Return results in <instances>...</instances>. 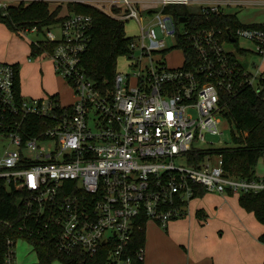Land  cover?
<instances>
[{"label":"built area","instance_id":"2783aa9c","mask_svg":"<svg viewBox=\"0 0 264 264\" xmlns=\"http://www.w3.org/2000/svg\"><path fill=\"white\" fill-rule=\"evenodd\" d=\"M69 1L134 20L139 31L122 56L130 70L116 71L112 89L101 90L81 64L91 16L68 15L55 24L56 36L46 28L43 42L54 45L38 56L49 58L56 75L73 89L71 104H62L58 93L22 96L15 88L14 63L0 61V110L10 117L8 124L0 119V134L14 147L0 155V178L25 192L24 215L37 233L50 237L57 250L83 259L107 244V264H132L144 259L143 246L130 247L140 222L166 228L185 214L195 185L219 194L264 190V177L228 175L221 155L214 153L218 148L201 147L208 135L222 133L226 97L245 86L259 89L264 79L259 67L243 69L237 48L228 49L225 42L244 37L264 58V26H199L187 19L176 22L163 10L182 4L209 15L264 0ZM158 33L174 43L167 47ZM171 49L182 53L178 67L165 63ZM31 116L42 125L33 134L22 122ZM16 242L7 239L3 264H15Z\"/></svg>","mask_w":264,"mask_h":264},{"label":"trees","instance_id":"16d2710c","mask_svg":"<svg viewBox=\"0 0 264 264\" xmlns=\"http://www.w3.org/2000/svg\"><path fill=\"white\" fill-rule=\"evenodd\" d=\"M65 5L67 13L61 15V4L50 8L45 0H32L28 3L21 1L5 6L0 4V22L15 33L32 27H36V30L41 32L49 26L62 22L72 13L89 14L92 18L89 28L90 40L82 54L81 64L86 75L95 82L96 86L101 90L112 89L117 71L115 68L117 58L128 51L130 36L125 34V21L116 19L87 3L68 1ZM163 10L170 13L176 22L180 17H185L189 23L199 26L217 25L236 28L244 25L234 13L205 15L194 7L182 4L167 5ZM44 42L40 41L38 45L31 42L30 56L36 57L43 50L52 49L53 43L48 42L45 46ZM241 52L244 51L237 47V53ZM14 67L15 88L20 92L18 64L14 63ZM259 86V89L245 86L226 97L227 103L223 114L235 124V130H232L233 145L215 149L214 153L221 155L226 174L233 177L249 180L256 178V164L264 154V79H260ZM0 119L4 123H10V117L3 115L1 110ZM22 122L24 129L31 134L42 129L38 118L34 116L26 117ZM201 157L202 154L193 156L194 159ZM206 192L202 186L195 185L192 198L202 196ZM24 195L25 192L8 187L0 178V264L4 263L7 239L27 241L36 253L38 264H52L54 260H60L64 264H107V244L100 246L97 253L87 259H83L78 254H66L57 250L53 240L42 233H37L34 223L28 222V218H25ZM238 203L244 210L252 212L264 225V190L240 192ZM140 223L143 227L134 230L130 241V247L135 249L144 246L145 242V222ZM259 240L264 242V233L259 236ZM132 264H143V261L133 259Z\"/></svg>","mask_w":264,"mask_h":264},{"label":"crops","instance_id":"0c3cea01","mask_svg":"<svg viewBox=\"0 0 264 264\" xmlns=\"http://www.w3.org/2000/svg\"><path fill=\"white\" fill-rule=\"evenodd\" d=\"M3 1L16 4L13 1ZM253 24L264 26L263 20L244 23ZM28 44L27 59L19 60L20 56L16 55V60L8 61L7 56L0 57V61L18 64L20 94L42 97L59 93L57 87H53L55 83L51 81L55 79L57 84L52 62L45 56L38 55L30 60L32 56L30 43ZM239 48L244 51L240 53L243 55L252 52L246 46ZM48 63L50 67L47 66ZM240 64L243 69L250 71L243 63ZM252 66L259 67L254 63ZM260 69L264 70L261 66ZM255 175L264 177L263 157L256 164ZM238 197V193L219 194L207 191L202 196L192 198L187 204L186 213L169 221L166 228L155 221H147L143 264H263L264 242L259 240V236L264 233V225L252 212L239 205ZM200 200L202 201L198 202ZM32 250L34 251L33 248ZM23 261L20 258L19 263L15 264H24Z\"/></svg>","mask_w":264,"mask_h":264},{"label":"rangeland","instance_id":"374dc122","mask_svg":"<svg viewBox=\"0 0 264 264\" xmlns=\"http://www.w3.org/2000/svg\"><path fill=\"white\" fill-rule=\"evenodd\" d=\"M32 0H26L25 3H28ZM49 3V6L51 8H54L56 5L61 4V10L60 14H66V5L65 3L69 0H45ZM13 3H18V1H13ZM225 11L227 13H234L239 21L241 23H249V22H261L263 20L264 22V4H253V5H244V6H228L225 7ZM144 23H146V20H144ZM183 24H180L182 26ZM264 25V24H263ZM50 28L51 35L56 36L59 32L58 26L53 25ZM125 34L127 36H134L138 34L139 31V25L134 20H128L125 21L124 25ZM47 29H43V31L38 32L30 31V29H21L20 33L11 32L3 23L0 22V57L7 56V60H16L15 56H20L19 60H22L24 58L27 59V48L29 46L28 43H31L32 41H36L38 44L40 41H43L46 37L45 34ZM158 37L164 39V43L167 47L172 45L174 43V39L171 37H163L161 34L158 33ZM42 43V42H41ZM225 45L228 49L234 50L236 47L239 46H246L252 52H249L245 55L235 52V55L239 59L241 63L245 67H247L250 72H255L257 68H255L253 65L257 67L261 66V68H264V59L262 56L256 54L254 52V45L253 43L245 39L244 37H240L237 39L235 43L233 42H225ZM37 57H30V60H34ZM47 58V57H46ZM153 59H157L158 56L152 55ZM49 59V58H48ZM164 60L167 66L169 67H178L181 65L182 62V53L181 51L177 49H171L167 51L164 54ZM47 61V60H46ZM127 59L125 57H118L116 61V70L117 71H128L129 66L127 65ZM50 67V63L48 65ZM55 85L53 87H57L58 94L61 100V103L71 104L74 101L73 97V89L67 85L64 78L61 76H57V84L55 79L51 80ZM219 130L222 131L221 134L217 135H208L206 138V142L201 144V147H211V148H219L224 146H232V130H235V124L232 120L229 118L223 116L221 117V122L219 124ZM5 148H14L6 135L0 134V155L3 153ZM262 159V157L260 158ZM182 159H178L176 162H181ZM210 198V195L208 196ZM203 200V199H202ZM202 200L198 201L201 202ZM180 218V217H178ZM149 225L147 224L146 227ZM32 246L24 240H18L15 245V262L19 263L20 258H23L24 264H37V258L35 256L34 251L31 248ZM52 264H64L60 260H54Z\"/></svg>","mask_w":264,"mask_h":264},{"label":"water","instance_id":"95a60500","mask_svg":"<svg viewBox=\"0 0 264 264\" xmlns=\"http://www.w3.org/2000/svg\"><path fill=\"white\" fill-rule=\"evenodd\" d=\"M185 20H186V18H185V17H180V18H179V21H180V22H183V21H185ZM231 40L233 41V40H234V38L232 37V38H231Z\"/></svg>","mask_w":264,"mask_h":264}]
</instances>
